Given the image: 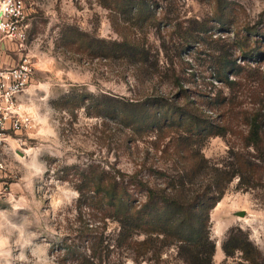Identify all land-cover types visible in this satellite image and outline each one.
Instances as JSON below:
<instances>
[{"label":"rangeland","instance_id":"rangeland-1","mask_svg":"<svg viewBox=\"0 0 264 264\" xmlns=\"http://www.w3.org/2000/svg\"><path fill=\"white\" fill-rule=\"evenodd\" d=\"M158 1L159 11L169 12L173 19L170 26H163L170 46L167 57L159 49L156 29L150 28L147 36V30L138 27L126 31L122 17L113 16L99 0H27V45L35 73L21 100L32 125L17 140L9 141L3 155L0 264H61L53 248L67 235L79 196L73 182L61 179L66 166L95 161L114 164L126 173L140 170L148 176L149 166L172 169L175 164V157L165 159L154 150V133L136 138L119 120L98 113L100 108L88 114L84 107L74 108L71 97L70 104L63 99L75 94L136 97L129 63L88 56L78 46L66 45L62 33L68 27L94 39L120 40V31L134 35L151 50L152 60L156 51H161L160 64L168 62L169 69L183 80L188 95L183 99L178 96L179 87L158 80L147 82L138 94L162 91L168 99L181 98L182 104L194 100L202 105L216 124L227 127L224 136L210 137L200 146L202 153L220 163L230 162L238 153L256 164L260 176L256 186L248 189H240L235 177L211 211L214 263L223 264L222 243L234 226L247 232L264 252V42L261 48L256 47V40L264 37V0ZM115 17L118 21L114 24ZM202 26L209 31H202ZM189 31H194V38L184 44L182 36ZM226 61L231 63L229 84L216 73L217 64ZM253 118L262 124L260 151L247 144ZM169 140L170 136L161 141L160 148ZM173 144L169 143L171 151ZM151 178L160 179L157 175ZM118 227L109 220L105 233L113 235ZM145 237L137 235L136 239ZM153 243L138 262L133 253L122 250L116 251L114 260L118 264H186L176 246H164L160 240ZM228 264L248 263L237 253Z\"/></svg>","mask_w":264,"mask_h":264},{"label":"trees","instance_id":"trees-1","mask_svg":"<svg viewBox=\"0 0 264 264\" xmlns=\"http://www.w3.org/2000/svg\"><path fill=\"white\" fill-rule=\"evenodd\" d=\"M99 1L113 16L122 17L123 25L127 26L123 28L128 32L138 27L147 30V36L150 28L156 29L161 40L159 49L164 57L168 56L170 46L163 26H170L173 19L169 12L159 11L158 0ZM115 18L114 24L118 21ZM201 30L209 31L205 26ZM193 32L182 36L184 44L194 38ZM120 33H123L120 40L94 39L89 33L68 27L62 38L66 45H76L88 56L128 62L136 82V97L75 94L63 99L70 104L71 97L73 107H84L88 114L100 108L98 113L119 120L136 138L145 132L154 133V150L160 151L165 159L175 157V164L172 169L149 166L148 176L140 170L126 173L114 164L95 161L86 166L80 163L66 166V175L61 179L73 182L79 192L77 214L70 221L67 235L54 246L53 253L61 264H118L114 256L117 250H122L126 254L133 253V260L138 262L140 256L150 252L153 242L160 240L164 246H176L186 264H215L211 211L223 199L235 177L239 178L240 189L254 188L260 180L257 166L238 153L227 163L207 158L200 146L210 137L224 136L227 127L216 124L194 100L180 103V99L188 95L187 90L181 77L169 69L167 61L166 65L160 64L161 51L157 50L152 60L145 42L141 43L134 35ZM263 40L264 37L256 40L257 49L261 48ZM229 65L230 61H226L216 67L217 77L226 84L230 82ZM155 80L175 84L180 88L178 96L181 98L168 99L162 91L145 96L138 94L147 82ZM208 103L214 104L213 101ZM261 130L262 124L253 118L247 144L258 151L262 144ZM168 136L169 142L161 149V141ZM170 142L175 147L172 151ZM153 175L160 179H152ZM109 220L119 226L113 235L105 233ZM143 234L145 239H136ZM222 249L226 255L223 264H228L229 258L237 253H241L248 264H264V252L238 226L229 229Z\"/></svg>","mask_w":264,"mask_h":264},{"label":"built area","instance_id":"built-area-1","mask_svg":"<svg viewBox=\"0 0 264 264\" xmlns=\"http://www.w3.org/2000/svg\"><path fill=\"white\" fill-rule=\"evenodd\" d=\"M29 28L27 0H0V39L7 40L21 53L16 65L0 66V174L6 168L3 155L9 141L17 140L32 125V117L21 100L35 73L28 53ZM3 188L0 182V194Z\"/></svg>","mask_w":264,"mask_h":264},{"label":"crops","instance_id":"crops-1","mask_svg":"<svg viewBox=\"0 0 264 264\" xmlns=\"http://www.w3.org/2000/svg\"><path fill=\"white\" fill-rule=\"evenodd\" d=\"M21 53L7 40L0 39V66H13L19 62Z\"/></svg>","mask_w":264,"mask_h":264},{"label":"water","instance_id":"water-1","mask_svg":"<svg viewBox=\"0 0 264 264\" xmlns=\"http://www.w3.org/2000/svg\"><path fill=\"white\" fill-rule=\"evenodd\" d=\"M239 215H242L243 216L244 215V212H240Z\"/></svg>","mask_w":264,"mask_h":264}]
</instances>
